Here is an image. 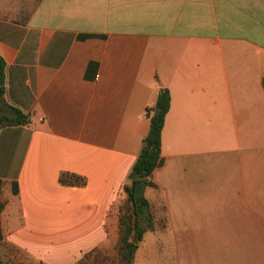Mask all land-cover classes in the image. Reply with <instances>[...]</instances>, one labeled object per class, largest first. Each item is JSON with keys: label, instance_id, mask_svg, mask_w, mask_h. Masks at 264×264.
I'll return each mask as SVG.
<instances>
[{"label": "crops", "instance_id": "crops-1", "mask_svg": "<svg viewBox=\"0 0 264 264\" xmlns=\"http://www.w3.org/2000/svg\"><path fill=\"white\" fill-rule=\"evenodd\" d=\"M0 35L5 100L29 118L0 129V243L72 233L54 264L105 247L167 88L133 264H264V0H0Z\"/></svg>", "mask_w": 264, "mask_h": 264}, {"label": "trees", "instance_id": "trees-1", "mask_svg": "<svg viewBox=\"0 0 264 264\" xmlns=\"http://www.w3.org/2000/svg\"><path fill=\"white\" fill-rule=\"evenodd\" d=\"M89 37H95V35H80V39ZM4 69L5 62L0 58V129L7 126L26 124L29 121L27 115L5 100ZM97 71L98 63L91 62L86 71V78L94 80ZM170 102L171 96L169 90L167 88H162L159 91L155 105L148 107L146 110V115L150 120L149 132L143 139L140 155L133 165L130 174L132 180L129 184L124 186L126 201L131 204L133 216L130 215L128 220H123L122 222L118 264H133L135 252L145 232L153 228L152 214L150 212L149 202L145 198L144 191L148 186L155 185L151 180V175L153 171L163 163L161 134L166 115L170 109ZM135 174H139L138 179H133ZM59 181L64 185H79L84 183L83 179L72 173L61 174ZM2 184V180L0 179V215L4 208V203L1 199ZM13 192L15 194L18 192V185L16 182L13 183ZM140 215H144L145 225L140 224ZM1 240H3V234L0 226V241Z\"/></svg>", "mask_w": 264, "mask_h": 264}, {"label": "rangeland", "instance_id": "rangeland-1", "mask_svg": "<svg viewBox=\"0 0 264 264\" xmlns=\"http://www.w3.org/2000/svg\"><path fill=\"white\" fill-rule=\"evenodd\" d=\"M12 21L13 19H9L10 17H4ZM1 36V35H0ZM131 177L129 178L128 184L131 182ZM120 196L112 195L107 198V209L111 206V208L116 207L119 204ZM120 224L122 227L123 220H128L129 216H133L132 207L129 202L126 200L122 201L120 207ZM108 212V211H107ZM114 212V213H113ZM107 213V244L105 247H96L89 251V258L84 259L83 264H118L119 263V246L121 239V229L120 232L117 230V227L113 225V221L115 220L114 214L115 211ZM117 214V213H116ZM117 221V220H116ZM133 221V219H132ZM140 224L145 225L144 215H140L139 218ZM120 227V228H121ZM32 229V233L29 232L24 236L25 242H27L26 248H20L18 245L9 244L6 242L0 243V264H54L57 260H53V257L61 255L60 252L67 251L63 250L64 247L71 248L70 244H57L55 241L63 237V239H68V236L72 233H64L56 236H51L49 234H45L40 229ZM82 227H77L74 233H81ZM58 231H61L60 229ZM101 235V234H100ZM99 234H97V237ZM70 237V238H71ZM96 237V238H97ZM133 237V236H132ZM95 238V239H96ZM72 247H76V245L72 244ZM86 248V247H84ZM32 252L34 258L29 254Z\"/></svg>", "mask_w": 264, "mask_h": 264}, {"label": "water", "instance_id": "water-1", "mask_svg": "<svg viewBox=\"0 0 264 264\" xmlns=\"http://www.w3.org/2000/svg\"><path fill=\"white\" fill-rule=\"evenodd\" d=\"M139 178V174H135L134 176H133V179H138Z\"/></svg>", "mask_w": 264, "mask_h": 264}]
</instances>
